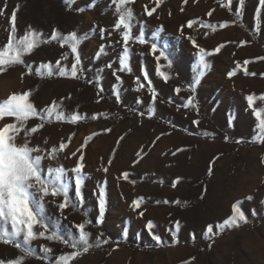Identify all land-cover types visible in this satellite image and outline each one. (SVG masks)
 Listing matches in <instances>:
<instances>
[{
  "label": "rangeland",
  "instance_id": "1",
  "mask_svg": "<svg viewBox=\"0 0 264 264\" xmlns=\"http://www.w3.org/2000/svg\"><path fill=\"white\" fill-rule=\"evenodd\" d=\"M5 4L0 48L7 43L17 5V38L31 25L46 41L23 57L25 63L0 74V101L31 89L30 100L38 110L56 103L51 119L30 118L25 125L44 124L29 134L33 147L51 149L61 140L67 143L58 158L43 161L42 175H48L49 166L73 168L80 155L77 149L91 137L81 150L86 177L83 210L69 206L61 212L62 196L45 197L46 222L67 239H73L77 224L90 221L86 231L91 246L71 264H264V137L255 139L259 119H264V112L255 116L256 110L264 109L259 99L264 94V59H258L264 57V0H159L158 6L157 0H135L128 6L134 20L126 53L123 30L114 27L119 11L114 0H0V8ZM153 7L156 11L148 16ZM189 20L196 21L192 28L187 27ZM225 22L227 26H221ZM54 29L62 36L78 33L77 53L71 52V41L51 40ZM141 32L144 44L135 39ZM241 41L247 43L241 46ZM102 46L105 51L98 55ZM200 48L209 53L206 67L199 61ZM161 52L164 56L157 60ZM77 55L84 71L76 78L60 76V68L70 72ZM124 55L128 71L119 65ZM48 64L51 68L43 66ZM229 72L234 74L229 77ZM197 78L193 92L189 86ZM248 95L256 98L253 106ZM189 96L193 104L182 107ZM57 113L63 118L57 120ZM74 115L80 117L76 122ZM4 122L15 120L6 118L0 126ZM70 134L74 136L68 143ZM23 142L21 134L16 143ZM124 172L129 173L127 180ZM68 175L74 178V173ZM69 196L76 199L74 179ZM137 199L140 207L134 210ZM236 202L247 221L224 227ZM4 227L0 222V230ZM105 241L134 247L102 248ZM19 243L23 245L22 238ZM31 247L33 255L25 256L23 264H55L60 254L74 250L45 238L33 240ZM22 255L14 243L0 242V259Z\"/></svg>",
  "mask_w": 264,
  "mask_h": 264
},
{
  "label": "snow or ice",
  "instance_id": "2",
  "mask_svg": "<svg viewBox=\"0 0 264 264\" xmlns=\"http://www.w3.org/2000/svg\"><path fill=\"white\" fill-rule=\"evenodd\" d=\"M135 0H114V3L118 7V19L114 25L117 30L122 29V41H123V50L125 53L128 51L129 41L133 39L131 35L132 22L134 20V13L129 5L133 4ZM187 2V0H185ZM159 0H157V6ZM7 8V5H4V8H0V14H2ZM19 11V5L13 8L10 24L11 32L8 36L7 43L3 48H0V74L6 73L8 67L23 64L25 63L23 57L26 54L33 53L34 49L37 48L38 44L42 41L40 38L43 36V33L32 28L31 25L27 26V31L17 38V12ZM156 11V8L153 7L151 10H147V15L152 16ZM211 15V12L208 13ZM196 23L194 20H189L187 22V27L192 28L193 24ZM211 26V25H209ZM221 26H227L225 22ZM183 29V26H181ZM207 35V33H205ZM78 33L73 31L68 33L67 36H62L58 30H53L51 33V40H60L62 42L71 41V52L77 53V44L79 40L77 39ZM85 38L86 34H85ZM140 44H144L143 32L135 37ZM195 41L193 44L195 45ZM247 41H241L240 44L243 46ZM224 45H218L213 50L215 53H219L221 48ZM105 49L102 46L99 49L98 55H102ZM156 46L152 45V52L155 53ZM209 53L206 49H199V61L200 64L204 67L207 66L205 57ZM164 56V53L161 52L160 56L156 57L157 60L160 57ZM258 59H264L260 57ZM249 61H245L247 64ZM59 61L57 64L59 65ZM119 65L123 71L129 70L128 56L124 55L119 58ZM46 68H51V65H43ZM84 71L81 68V57L76 56L75 62L71 64L70 72L64 68L59 69L60 76H71L73 78L77 77L78 72ZM31 74V73H29ZM52 74L51 71L48 73ZM234 73L229 72L228 75L231 77ZM23 73L21 77L23 78ZM160 75L167 79L165 73L161 72ZM254 75V73H253ZM92 81H89L91 83ZM199 83V78H197L190 89L194 92L195 85ZM177 93L180 92V88H176ZM32 95V90L28 89L19 93H12L7 96L6 99L0 101V121H5L6 118H14L15 122H4L0 126V222H2L5 227L0 230V242L6 244H15L17 248L21 250L24 254L20 257L11 258V259H0V264H23L25 256L33 255L31 242L37 238H45L50 241H59L63 244L74 249L69 253L60 254L55 261V264H71V261L76 257L82 254V252H87L91 246V234L86 231V224L90 221H84L76 225L77 232L73 234V239L69 240L63 236L62 233H57L54 228H52L45 220L46 215V204L45 197H61L62 200L58 204V208L63 212L69 206L73 208H79L83 210V197H82V184L86 179L83 168H84V153L81 151L87 145V140L91 137L86 138L85 143L80 145V148L77 149V152L80 153L77 163L71 169H66L63 165L58 167L47 168L48 175H42L41 169L44 167L43 161L45 159H56L59 156L60 152H63L67 143L64 140H61L59 147L53 146L51 149L44 148L42 149L40 145L31 146V134L37 133L42 127L43 123H38L31 127H27L26 122L30 118L39 117L41 120L51 119L53 116V110L57 107L56 103L53 102L51 106H46L43 110H38L36 105L30 100ZM117 95L119 93L117 92ZM153 100L155 99V91L153 90ZM70 99V96L68 97ZM63 99V98H62ZM247 102L249 106L254 105V100L256 99L253 95L247 96ZM260 100H264V94L259 97ZM99 102V101H97ZM193 104V97L189 96L187 98V103L183 104L182 107L188 108ZM264 112V109L256 110L255 116L259 118ZM154 113H149L153 115ZM143 115V113H142ZM57 120L62 119L60 113L56 114L55 117ZM72 122H76L80 119L78 115L72 116ZM194 123H199L194 121ZM259 129V136L255 139H260L264 137V119H259L257 125ZM104 131H111L110 129H105ZM23 135L24 142L22 144H17V137ZM163 135V134H161ZM71 136L70 134L68 143H70ZM121 140L123 137L120 138ZM227 140L228 138L225 137ZM264 143V140H261ZM115 151V150H114ZM143 151V149H141ZM76 152L72 153V156H76ZM174 154V153H173ZM137 156L142 159L140 152L137 153ZM67 158V157H66ZM111 159L109 160V165L111 164ZM139 163V159L133 162ZM107 168L104 169L107 172ZM210 171V170H209ZM74 173V178L69 177L68 173ZM122 176L125 180L129 178V173L124 172ZM74 179V191L76 199L73 200L69 196V186ZM180 178L177 177L176 181L173 182L172 186L175 187L176 183L179 182ZM33 193H36L35 202H33ZM100 199L98 202V211L99 216H103L105 212V201H104V190L101 189L99 193ZM142 199V198H141ZM246 199H252V197H247ZM166 203L168 201H165ZM159 203V202H158ZM178 203V201H177ZM133 209H138L140 207V199L134 200L132 202ZM141 211L139 215L143 216ZM239 221H247V216L244 209L239 202H236L232 205L231 215L223 222L224 227L231 225H237ZM99 219L97 223H101ZM10 225V229L8 227ZM175 226L177 229L180 227V222L176 221ZM148 228L151 231L153 228V222H148ZM51 231V234H48ZM209 232L212 231L211 228L208 229ZM22 238L23 245L19 243V240ZM153 238L157 241L160 240L158 235L153 234ZM100 238L97 237L96 242L99 243ZM107 241H105L106 243ZM44 253H51L50 248H45L41 246Z\"/></svg>",
  "mask_w": 264,
  "mask_h": 264
},
{
  "label": "trees",
  "instance_id": "3",
  "mask_svg": "<svg viewBox=\"0 0 264 264\" xmlns=\"http://www.w3.org/2000/svg\"><path fill=\"white\" fill-rule=\"evenodd\" d=\"M218 2V0H215ZM102 248H119V247H134L133 244L124 241L107 242L101 246Z\"/></svg>",
  "mask_w": 264,
  "mask_h": 264
}]
</instances>
